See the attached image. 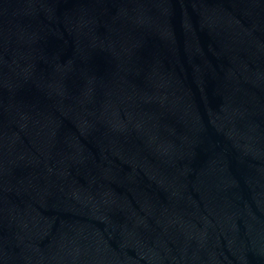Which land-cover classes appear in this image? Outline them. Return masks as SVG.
I'll return each mask as SVG.
<instances>
[{
	"label": "water",
	"instance_id": "water-1",
	"mask_svg": "<svg viewBox=\"0 0 264 264\" xmlns=\"http://www.w3.org/2000/svg\"><path fill=\"white\" fill-rule=\"evenodd\" d=\"M0 264H264V0H0Z\"/></svg>",
	"mask_w": 264,
	"mask_h": 264
}]
</instances>
